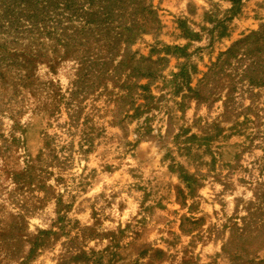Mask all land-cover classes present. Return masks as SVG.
<instances>
[{
    "label": "rangeland",
    "instance_id": "1",
    "mask_svg": "<svg viewBox=\"0 0 264 264\" xmlns=\"http://www.w3.org/2000/svg\"><path fill=\"white\" fill-rule=\"evenodd\" d=\"M0 264H264V0H0Z\"/></svg>",
    "mask_w": 264,
    "mask_h": 264
}]
</instances>
